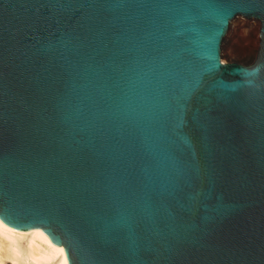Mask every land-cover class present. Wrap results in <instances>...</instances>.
Listing matches in <instances>:
<instances>
[{
	"label": "water",
	"instance_id": "obj_1",
	"mask_svg": "<svg viewBox=\"0 0 264 264\" xmlns=\"http://www.w3.org/2000/svg\"><path fill=\"white\" fill-rule=\"evenodd\" d=\"M0 219L68 264H264V0H0Z\"/></svg>",
	"mask_w": 264,
	"mask_h": 264
},
{
	"label": "bare ground",
	"instance_id": "obj_2",
	"mask_svg": "<svg viewBox=\"0 0 264 264\" xmlns=\"http://www.w3.org/2000/svg\"><path fill=\"white\" fill-rule=\"evenodd\" d=\"M240 19L244 17H236L232 24ZM246 20V28L258 25L260 37V20ZM250 57L248 54L245 59ZM222 61L226 63L225 59ZM0 264H68V261L63 246H56L42 229L18 230L0 219Z\"/></svg>",
	"mask_w": 264,
	"mask_h": 264
},
{
	"label": "rangeland",
	"instance_id": "obj_3",
	"mask_svg": "<svg viewBox=\"0 0 264 264\" xmlns=\"http://www.w3.org/2000/svg\"><path fill=\"white\" fill-rule=\"evenodd\" d=\"M246 22L247 20L244 18L230 25L221 49V59H225L226 63L250 64L256 56L261 40L258 25L254 24L251 28H246ZM248 54L251 55L250 59H245Z\"/></svg>",
	"mask_w": 264,
	"mask_h": 264
}]
</instances>
